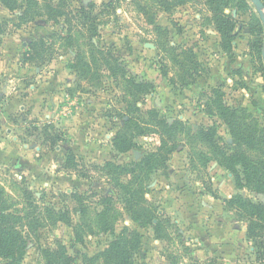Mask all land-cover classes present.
Masks as SVG:
<instances>
[{"label":"rangeland","instance_id":"1","mask_svg":"<svg viewBox=\"0 0 264 264\" xmlns=\"http://www.w3.org/2000/svg\"><path fill=\"white\" fill-rule=\"evenodd\" d=\"M69 1L75 11L95 3L100 35L94 43L111 48L129 76L153 83L138 105L145 112L157 109L175 127L167 168L143 180L144 204L172 221L171 238L160 240L154 225L132 219L116 186L119 172L113 167L108 173L107 162L139 161L159 148L161 137L150 131L129 152L114 149L112 137L123 125L130 97L125 80L107 68L101 67L98 82L70 67L77 51L88 49L83 20L54 23L43 11L27 22L20 18L22 9L11 12L0 4V186L10 211L29 220L21 227L27 241L21 264H47L45 249L60 246L73 258L71 264H106L101 253L112 241L137 233L142 236L136 264L208 258L218 264H263L248 239L247 220L226 200L240 193L264 204V193L239 188L201 136V130L214 127L217 142L233 146L220 104L245 109L248 120L264 126V22L254 3ZM68 33L73 43L65 38ZM42 40L50 52L40 48L30 59L31 44ZM70 152L74 167L66 165ZM120 180L126 182V176ZM108 195L115 197L114 232L104 231L99 219Z\"/></svg>","mask_w":264,"mask_h":264},{"label":"trees","instance_id":"2","mask_svg":"<svg viewBox=\"0 0 264 264\" xmlns=\"http://www.w3.org/2000/svg\"><path fill=\"white\" fill-rule=\"evenodd\" d=\"M262 1L264 3V0ZM185 2L186 0H178L177 4ZM0 4L11 12L22 9L20 18L27 22L42 15L43 11L54 23H58L62 18L69 19L70 23L74 18L83 20L81 23L89 30L88 49L78 50L70 67L74 68L78 75L85 80L98 82L102 79L103 69L101 67H105L112 77L120 75L125 80L130 97L127 107L121 115L124 118L123 125L112 137L114 149L119 153L129 152L138 146L137 139L140 136H146L150 131L161 137L159 148L148 153L139 161L126 165H116L112 161L107 162L108 173L111 174L113 167L116 172H119L117 173L119 177L115 178L116 186L124 192V203L129 209L132 219L143 226L154 225L155 235L158 239L170 240L172 221L164 214L159 213L157 208L144 204L147 200L143 180L153 170L167 168L169 156L174 151L177 140L174 125L162 118L157 109L153 108L145 112L138 105L143 97L152 91L153 83L139 81L134 76H129L121 59L113 53L111 48L99 47L94 43L93 39L100 35L93 15V10L96 8L95 3H90L87 7H81L76 11L72 9L69 0H0ZM65 38L73 43L74 39L71 33H68ZM48 45L47 40L31 44L30 59L35 58L36 54L40 55V48L45 47V53L50 52ZM181 51L185 57H189L186 49L181 48ZM218 109L229 127L233 146L220 145L216 140L217 130L214 127L201 130L202 138L214 147L223 165L233 172L236 185L239 188L246 186L258 193H264V126L253 119L248 120L249 116L245 109H231L224 104H220ZM151 127L154 128L151 129ZM54 143L55 141H53ZM247 148L257 152L258 155L253 157L248 153ZM75 158L76 156L70 152L66 165L76 166ZM122 175L126 176V182L120 180ZM114 202L115 197L112 195L103 198L104 208L99 214V219L104 231L114 232V225L111 221L114 214ZM226 202L236 210L240 218L247 220L248 239L254 243L257 260L264 264V204L255 202L240 193L232 196ZM7 204L5 192L0 186V264H21L27 246L21 227L26 226L29 220L24 221L23 215L11 212ZM141 236L137 233L132 237H117L101 253L104 262L106 264H136L134 255L140 244ZM77 240L81 241L80 237ZM44 254L47 264H71L73 261L63 246L45 249ZM192 264H218V262L215 258L193 259Z\"/></svg>","mask_w":264,"mask_h":264},{"label":"water","instance_id":"3","mask_svg":"<svg viewBox=\"0 0 264 264\" xmlns=\"http://www.w3.org/2000/svg\"><path fill=\"white\" fill-rule=\"evenodd\" d=\"M254 5L256 6L257 11L259 12L262 21L264 22V3L262 0H251ZM263 57H264V51H263Z\"/></svg>","mask_w":264,"mask_h":264},{"label":"crops","instance_id":"4","mask_svg":"<svg viewBox=\"0 0 264 264\" xmlns=\"http://www.w3.org/2000/svg\"><path fill=\"white\" fill-rule=\"evenodd\" d=\"M93 2V1H92ZM3 7V6H2ZM5 8V7H4ZM5 9H7V8H5ZM4 144V141L3 142H1L0 143V146H2ZM12 147L15 149V150H17L18 149V147H16V145H14V144H12ZM12 152V151H11ZM2 153H0V155H1ZM5 154L7 155L8 154V152L6 153V151H5Z\"/></svg>","mask_w":264,"mask_h":264}]
</instances>
